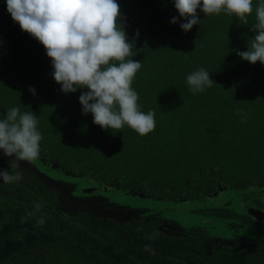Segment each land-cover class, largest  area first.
Here are the masks:
<instances>
[{"label": "trees", "instance_id": "trees-1", "mask_svg": "<svg viewBox=\"0 0 264 264\" xmlns=\"http://www.w3.org/2000/svg\"><path fill=\"white\" fill-rule=\"evenodd\" d=\"M117 3L129 38L139 32L133 59L142 68L132 87L141 110L156 114L146 136L127 126L102 130L82 115L78 98L87 89L60 91L45 49L0 0V119L11 107L32 111L43 137L38 160L53 172L52 183L24 167L27 180H0V247L5 238L14 248L0 264H264V223L247 213L264 211V65L236 55L255 35V11L248 25L200 14L202 23L185 33L182 20L170 23L178 16L172 0ZM201 67L215 84L193 94L185 78ZM8 167L9 158H0V169ZM86 182L94 191L81 194ZM110 191L150 206L118 207L98 195ZM225 192L234 195L206 205ZM90 197L100 200L103 217L89 208ZM188 203L205 217L200 227L181 228L163 215ZM153 232L160 235L145 238Z\"/></svg>", "mask_w": 264, "mask_h": 264}, {"label": "clouds", "instance_id": "clouds-1", "mask_svg": "<svg viewBox=\"0 0 264 264\" xmlns=\"http://www.w3.org/2000/svg\"><path fill=\"white\" fill-rule=\"evenodd\" d=\"M172 3L178 16L172 17L170 23L175 25L178 19L182 20L179 26L185 33L202 23L200 14L207 17L223 13L248 25L255 11V22L250 27L255 35L248 41L247 51L236 50V55L251 65L257 62L264 65V0H258L255 9L253 0H172ZM6 10L22 32L43 46L51 60L52 78L62 93L87 89L78 99L82 115L91 114L94 125L117 131L127 126L140 136L155 130V111L141 110L139 94L132 87L142 68V61L133 59L139 51L136 48L139 32L129 38L126 17L117 0H6ZM185 79L193 94L203 93L215 84L202 67ZM28 91L36 94L32 87ZM38 124L32 111H22L19 106L11 107L0 119V152L9 158V167L0 169V180L4 183L21 182L22 162L39 159L43 137ZM35 207L39 209L41 205ZM136 230L143 228L138 226ZM159 235L153 232L145 238L153 240ZM144 251L155 254L150 245H145Z\"/></svg>", "mask_w": 264, "mask_h": 264}, {"label": "rangeland", "instance_id": "rangeland-1", "mask_svg": "<svg viewBox=\"0 0 264 264\" xmlns=\"http://www.w3.org/2000/svg\"><path fill=\"white\" fill-rule=\"evenodd\" d=\"M22 167H24L25 171H32L34 170L36 172V175L49 182L52 183L53 179L51 178L52 176V168L50 165L45 164L39 160H36L34 162H22ZM51 175V176H50ZM57 175V174H55ZM28 176L24 175V179L22 181L27 180ZM75 179H71L69 177H65L63 176V179L61 181H72L74 182ZM88 184V182L86 183H81V186L79 187V191L81 194H85V190L87 189H92L93 187L90 186H86ZM85 185V186H84ZM84 186V187H83ZM99 196L103 197V200H106L109 204L112 205H116L118 207H130V208H145L146 206H150V203L148 202V200H144V199H136L130 196H127L123 193H121L120 191H110L108 193H99ZM229 195H234L233 193H221L218 195H214L211 199L212 200H207L205 203L206 205L209 206H216L217 205V201H224L226 199H228ZM88 200H90V204H89V208L94 212H96L99 216H104V213L102 212V204L100 203L99 199L90 197L88 198ZM238 203V208L240 209V202ZM193 204V203H191ZM191 204H184L183 206H180L177 210H174V208L172 210H169L168 212H164L163 215L166 218L172 219L174 220L177 225L181 228H185V229H190V228H195V227H200L201 224L203 225V222H205V217L199 214H195V213H191L189 210L192 208ZM197 203L194 202L193 205H196ZM155 205V204H154ZM158 206V205H157ZM218 206V205H217ZM112 210V209H111ZM19 213H21L20 211H18ZM248 212V211H247ZM109 214H113L111 212H107ZM11 214V213H10ZM114 215V214H113ZM120 214L116 213V217L119 218ZM30 225L31 223L25 222L24 226H25V231H24V235L27 234L28 231H30ZM16 226H20V224H16ZM11 232V228H5V235L7 238V235H9ZM14 248L11 245H7L5 238H3V242L2 245L0 247V252H1V257H8L9 254L4 252V251H9V253L11 251H13ZM0 260H2L0 258Z\"/></svg>", "mask_w": 264, "mask_h": 264}, {"label": "water", "instance_id": "water-1", "mask_svg": "<svg viewBox=\"0 0 264 264\" xmlns=\"http://www.w3.org/2000/svg\"><path fill=\"white\" fill-rule=\"evenodd\" d=\"M94 191V189H87L84 192L90 194ZM248 215L251 216L256 221L264 222V213L258 210L250 209L248 210Z\"/></svg>", "mask_w": 264, "mask_h": 264}, {"label": "flooded vegetation", "instance_id": "flooded-vegetation-1", "mask_svg": "<svg viewBox=\"0 0 264 264\" xmlns=\"http://www.w3.org/2000/svg\"><path fill=\"white\" fill-rule=\"evenodd\" d=\"M254 1H257V0H254ZM0 158H1V159H6V157L3 156L2 152H0ZM43 163H44V162H43ZM21 166H22V165H21ZM31 173L33 174L34 177H38V176L36 175V172H35L34 170H32ZM250 209L258 210V211H261V212L264 213L263 210L257 209V208H255V207L249 208L248 210H250ZM248 210H247V211H248ZM17 213H18V211L11 212V214H14L15 216L17 215ZM247 213H248V212H247ZM257 222H260V221H257ZM260 223H264V222H260ZM30 226H31V225H30ZM31 227H32V226H31ZM6 244H7V243H6ZM1 245H2V244H1ZM21 247H22V245L19 246V248H21ZM1 252H2V251H1ZM1 252H0V258H1V259H4L3 257H1Z\"/></svg>", "mask_w": 264, "mask_h": 264}]
</instances>
